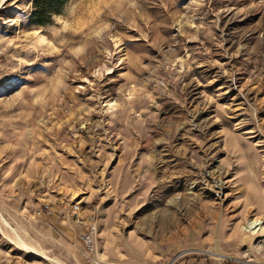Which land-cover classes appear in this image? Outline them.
Listing matches in <instances>:
<instances>
[{"label": "rangeland", "instance_id": "1", "mask_svg": "<svg viewBox=\"0 0 264 264\" xmlns=\"http://www.w3.org/2000/svg\"><path fill=\"white\" fill-rule=\"evenodd\" d=\"M29 6H0V264H264V0Z\"/></svg>", "mask_w": 264, "mask_h": 264}, {"label": "trees", "instance_id": "2", "mask_svg": "<svg viewBox=\"0 0 264 264\" xmlns=\"http://www.w3.org/2000/svg\"><path fill=\"white\" fill-rule=\"evenodd\" d=\"M68 0H30L27 11V23L34 26L44 25L58 14Z\"/></svg>", "mask_w": 264, "mask_h": 264}, {"label": "built area", "instance_id": "3", "mask_svg": "<svg viewBox=\"0 0 264 264\" xmlns=\"http://www.w3.org/2000/svg\"><path fill=\"white\" fill-rule=\"evenodd\" d=\"M71 207H72L74 212H76V210L78 209V206H77L76 203H74ZM94 227L95 226L93 224H90V226L88 227V232L83 235L84 236L85 246L89 250H91V248L93 247L94 240H95V235L93 234L94 229H95Z\"/></svg>", "mask_w": 264, "mask_h": 264}, {"label": "bare ground", "instance_id": "4", "mask_svg": "<svg viewBox=\"0 0 264 264\" xmlns=\"http://www.w3.org/2000/svg\"><path fill=\"white\" fill-rule=\"evenodd\" d=\"M5 1V0H4ZM3 4V3H2ZM2 4H0V6L2 5ZM259 224V222H250V223H248V225H247V228L248 229H250V230H252L253 232H255V230H257V229H259L260 228V226H257L256 227V225H258ZM22 240V239H21ZM17 242V241H16ZM20 242V241H19ZM19 242H17V245L18 246H20V244H22V243H19ZM23 242V241H22ZM261 244H258L257 245V249L261 252V253H263L264 254V242L262 241V242H260ZM28 249L30 250V251H33V252H38V251H36L35 249H33V248H31V247H28ZM27 250V249H26Z\"/></svg>", "mask_w": 264, "mask_h": 264}, {"label": "snow or ice", "instance_id": "5", "mask_svg": "<svg viewBox=\"0 0 264 264\" xmlns=\"http://www.w3.org/2000/svg\"><path fill=\"white\" fill-rule=\"evenodd\" d=\"M4 2V0H0V4H2Z\"/></svg>", "mask_w": 264, "mask_h": 264}]
</instances>
